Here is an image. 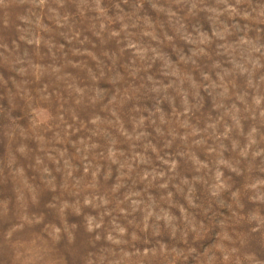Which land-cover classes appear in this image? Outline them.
<instances>
[{"label":"rangeland","instance_id":"1","mask_svg":"<svg viewBox=\"0 0 264 264\" xmlns=\"http://www.w3.org/2000/svg\"><path fill=\"white\" fill-rule=\"evenodd\" d=\"M0 264H264V0H0Z\"/></svg>","mask_w":264,"mask_h":264}]
</instances>
